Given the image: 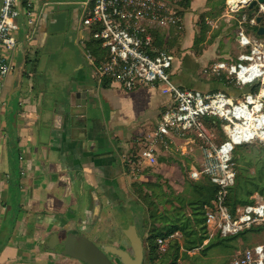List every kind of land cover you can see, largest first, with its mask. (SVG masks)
Segmentation results:
<instances>
[{
    "label": "crops",
    "instance_id": "obj_1",
    "mask_svg": "<svg viewBox=\"0 0 264 264\" xmlns=\"http://www.w3.org/2000/svg\"><path fill=\"white\" fill-rule=\"evenodd\" d=\"M27 1L33 25L20 21L19 41L10 55L14 70L0 96V264H82L48 250L49 237L79 234L98 243L99 221L121 206L120 195L135 197L134 183L165 182L178 167L174 153L187 148L155 144L156 165L132 174L129 162L156 131L171 98L160 87L125 92L97 82L85 49L88 32L81 26L87 0L23 4ZM209 3L173 4L180 29L155 31L158 45L162 39L175 55V84L199 91L220 88L214 79L195 76L198 64L206 66L214 57L217 44L192 59L193 20ZM82 99L86 107L76 106ZM11 183L18 184L16 191Z\"/></svg>",
    "mask_w": 264,
    "mask_h": 264
},
{
    "label": "built area",
    "instance_id": "obj_2",
    "mask_svg": "<svg viewBox=\"0 0 264 264\" xmlns=\"http://www.w3.org/2000/svg\"><path fill=\"white\" fill-rule=\"evenodd\" d=\"M24 0H2L0 7V96L6 77L14 70L10 55L18 44L17 31L23 20L31 27V4ZM254 0H226L227 22L236 23V48L226 61L219 62L204 72L208 77L221 76L228 86L241 93L227 96L222 92L204 95L183 89L172 79V52L157 45L155 31L180 29V16L174 5L165 0H87L88 12L81 26L88 32V41H97L107 56L100 64L88 59L98 83L116 85L125 92L160 87L171 98L158 120L156 131L145 137L143 150L135 161L129 162L130 172L138 174L157 163L153 146L186 149L193 138L200 142L201 170H193L190 177H207L217 187L210 205L205 206V224L209 237H235L252 227L264 226V202L236 210L232 215L225 201L234 183L231 153L241 145L254 141L264 144V40L251 34L254 28L264 27V4H257L252 17L245 10ZM262 18L257 24V19ZM250 29V31H248ZM258 36V35H257ZM86 42V43H87ZM224 74V75H223ZM260 84L257 90L254 87ZM245 91V92H244ZM243 92V93H242ZM215 117L227 122L223 131L227 140L216 146L214 137L203 124V119ZM173 236L158 239L159 255L168 250ZM231 264H264V244L237 252Z\"/></svg>",
    "mask_w": 264,
    "mask_h": 264
},
{
    "label": "rangeland",
    "instance_id": "obj_3",
    "mask_svg": "<svg viewBox=\"0 0 264 264\" xmlns=\"http://www.w3.org/2000/svg\"><path fill=\"white\" fill-rule=\"evenodd\" d=\"M165 1L174 4L177 7L175 3L177 0ZM209 1L208 10L193 20L196 32L192 51L194 55H192V59L199 60L202 52L214 44H217L214 49L216 54L208 62V65L200 67L201 65L198 64L197 71L195 72L197 81L223 79L222 77L224 76L219 78L208 77L204 72L206 69L212 68L217 63L226 61V59L234 53L232 43H234V36L236 35L237 28L234 26V21L227 22L224 15L222 16L225 11V0ZM245 11L249 17L256 14V10ZM262 24L264 25V21ZM252 30L251 34H254L255 36L250 35L251 37L257 38L258 40H264V35L257 36L256 31H254L255 29L253 28ZM248 31H250V29H248ZM161 42L163 43L162 39ZM160 48L169 50L168 47H165L164 45H161ZM176 58L178 62H181L182 65H184V57L178 55ZM179 86L183 89L198 91L204 95L218 93V91H199L183 85ZM259 86L260 84H257L254 87V90H257ZM231 90L234 92V94H232L234 97L241 94L234 91L235 89L233 88H231ZM202 122L211 133L212 138L214 137V144L216 146L227 140V136L222 129L223 126H227V122L215 117L204 118ZM192 139L193 142L187 147L186 152L179 150L174 153L172 161L178 163V167L174 166L175 174H172L168 179L166 178L167 180L165 182H160L165 193H168L167 198L163 201H170L175 195H179L183 199L190 198V194L187 192L188 187L186 181H196L190 177V173L193 171L191 167H194L197 171H200L202 168V155L199 149L200 142L193 137ZM238 147L240 148L237 149L236 147L231 153V164L232 170L235 174V183L239 179V186L236 190V199L254 201V203L256 200H262L264 202V144L262 142L254 141ZM150 173L151 171L149 170L147 174ZM203 178L208 179L207 177ZM234 185L235 184L233 183L231 187H234ZM120 198L121 206L111 209V213L108 216H105V219L102 218L99 221L97 226L99 231L98 235L101 237L98 238L99 242L103 244H111L122 241V244L127 247V250H129L128 243L122 235L121 227L126 229L129 225H134L144 243V264H161L156 258V255L157 257L160 256L157 248L155 252L152 251L151 244L148 241L153 234L152 222L148 216V206L144 204L142 200H138L136 196L132 197V195L127 196L121 194ZM239 206L241 205H238L237 209L243 208ZM246 231L242 232V235L240 234L237 237L227 239L223 245L216 244L213 246L218 241L217 239H214L212 241V246L210 247H198L185 252L180 250L179 253H176L177 260L175 261V264H231V261L237 252L252 248L259 244H264V229H261L260 231ZM206 257L211 258L206 260Z\"/></svg>",
    "mask_w": 264,
    "mask_h": 264
},
{
    "label": "trees",
    "instance_id": "obj_4",
    "mask_svg": "<svg viewBox=\"0 0 264 264\" xmlns=\"http://www.w3.org/2000/svg\"><path fill=\"white\" fill-rule=\"evenodd\" d=\"M176 4L179 8H186L189 5V0H178ZM178 14L180 15V12H178ZM161 45L162 42L159 43L158 46L161 47ZM85 49L97 65L104 61L107 56L106 52L101 49L97 41H88L85 45ZM215 81L219 84L220 88L210 90V92H223L227 96L233 94L231 91L232 87L228 86L224 79ZM239 148L240 147H237V149ZM11 169L15 170L14 168ZM186 184L190 198L183 199L181 196L175 195L174 193L175 196H173V199H170V201H163L167 198L168 193H165L160 182L133 184V193L136 198L142 200V202L148 206V216L153 227V234L148 240L151 244L152 251L155 252L156 241L158 239H166L173 236L169 241L167 252L159 257L156 255L157 260L161 264H175L177 260L176 253H179L180 250L185 252L198 247H210L214 239L218 241L216 243L214 242L215 244L213 246L216 244L223 245L227 239L234 238H222L219 234H215L212 238L209 237V231L205 224L204 208L210 205L211 201L214 200L218 190L217 187L206 178L194 182L186 181ZM234 184V187L228 190L225 201L232 215L235 214L238 205H241L239 207H244L254 204V201L237 200L236 190L239 186V179L236 183L234 181ZM10 188H14L16 191L18 189V184L11 183ZM261 229H264V227H253L246 232L260 231ZM207 240V244L204 245Z\"/></svg>",
    "mask_w": 264,
    "mask_h": 264
},
{
    "label": "water",
    "instance_id": "obj_5",
    "mask_svg": "<svg viewBox=\"0 0 264 264\" xmlns=\"http://www.w3.org/2000/svg\"><path fill=\"white\" fill-rule=\"evenodd\" d=\"M264 4V0H254L249 9H257V4ZM262 18L257 19V24L261 23ZM258 36L264 35V27H259ZM83 98V95H81ZM76 106L86 107L84 99L76 102ZM123 235L129 241L130 248L133 252L132 256L126 251L113 246H104L99 249L91 240L83 235H63L52 234L47 243L46 248L50 251H59L61 254L78 260L82 264H113L107 257L112 255L119 260L120 264H142L144 259V243L138 235L134 225H130L122 230Z\"/></svg>",
    "mask_w": 264,
    "mask_h": 264
},
{
    "label": "flooded vegetation",
    "instance_id": "obj_6",
    "mask_svg": "<svg viewBox=\"0 0 264 264\" xmlns=\"http://www.w3.org/2000/svg\"><path fill=\"white\" fill-rule=\"evenodd\" d=\"M130 226V225H129ZM128 226V227H129ZM124 228L123 227H121V231L123 230ZM138 233V232H137ZM122 235H123V232H122ZM138 235H139V233H138ZM124 236V235H123ZM140 236V235H139ZM124 238H125V236H124ZM126 239V238H125ZM142 239V238H141ZM126 241H127V243H128V248H129V250H127L126 248L127 247H125L123 244H122V241H118V242H116V243H111V244H103V243H101V242H96V243H94L99 249H101L102 247H104V246H113V247H117V248H119V249H122V250H126L131 256H132V254H133V252H132V250H131V248H130V244H129V241L126 239ZM107 257H108V259L113 263V264H120L119 263V260L116 258V257H114V256H112V255H107ZM144 261H145V254H144V259H143V263L142 264H144Z\"/></svg>",
    "mask_w": 264,
    "mask_h": 264
}]
</instances>
